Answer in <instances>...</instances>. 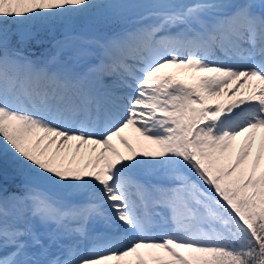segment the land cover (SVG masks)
<instances>
[{
    "label": "snow or ice",
    "instance_id": "6c2138e0",
    "mask_svg": "<svg viewBox=\"0 0 264 264\" xmlns=\"http://www.w3.org/2000/svg\"><path fill=\"white\" fill-rule=\"evenodd\" d=\"M0 264H264V0H0Z\"/></svg>",
    "mask_w": 264,
    "mask_h": 264
},
{
    "label": "rangeland",
    "instance_id": "374dc122",
    "mask_svg": "<svg viewBox=\"0 0 264 264\" xmlns=\"http://www.w3.org/2000/svg\"><path fill=\"white\" fill-rule=\"evenodd\" d=\"M97 19H104L100 16H90V17H86V18H82V19H79L77 21H75L70 28H65L63 26H57L56 28L52 29V30H38L37 33H41V34H44L45 32L44 31H47V36L51 37L52 41L50 42V45H49V55H51L52 53H54L56 51L54 45L56 43V39H57V34L58 33H63L65 35L69 34L70 32H73L75 33L76 35H83L84 37H87V38H97V36L95 35H92V36H86L85 32L83 29L86 30V28H89L91 25H95V22H97L96 20ZM105 20V19H104ZM74 25H77L79 26L80 28L76 29L74 28ZM97 27H100V28H103V27H106V28H111L112 26L113 27H116L118 30L120 25L111 21V24L110 25H105V23L103 22L102 25L98 24L97 23ZM96 26V25H95ZM75 29V30H74ZM227 97H222L221 99H223V101L226 99ZM132 145L133 147L137 148L139 150V148L141 147V144H146V142H140L138 143V138L137 140L135 138H131V139H127ZM113 143L116 145V147L118 148V150H120L122 153H126V150L123 148L122 145L119 144L118 141H113ZM239 143V141H238ZM22 179H23V182H24V179L25 177L22 175Z\"/></svg>",
    "mask_w": 264,
    "mask_h": 264
},
{
    "label": "trees",
    "instance_id": "16d2710c",
    "mask_svg": "<svg viewBox=\"0 0 264 264\" xmlns=\"http://www.w3.org/2000/svg\"><path fill=\"white\" fill-rule=\"evenodd\" d=\"M46 39L47 38L46 37L44 38V36H40V35L35 36L32 40H30L27 43L26 45L27 51L33 53V52L38 51L39 49H43L42 47L46 46L48 42ZM7 171H8V174L14 175L13 179L9 180L10 186L13 187L12 185L18 179L19 175L16 174V172L14 171L11 160L7 161Z\"/></svg>",
    "mask_w": 264,
    "mask_h": 264
},
{
    "label": "bare ground",
    "instance_id": "6f19581e",
    "mask_svg": "<svg viewBox=\"0 0 264 264\" xmlns=\"http://www.w3.org/2000/svg\"><path fill=\"white\" fill-rule=\"evenodd\" d=\"M70 34L76 35L73 32H70ZM65 37V34L61 33L58 35L56 41H61L63 40ZM65 55H67V53H65ZM228 98L225 99V102L227 101ZM123 135L125 136L126 139H131V138H135L137 140L138 138V134L134 133L131 130H126L125 133H123Z\"/></svg>",
    "mask_w": 264,
    "mask_h": 264
}]
</instances>
